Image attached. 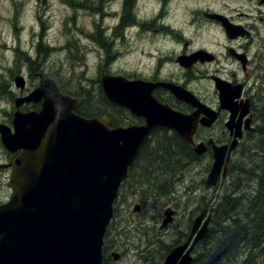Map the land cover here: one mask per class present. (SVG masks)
Wrapping results in <instances>:
<instances>
[{"label": "water", "instance_id": "water-1", "mask_svg": "<svg viewBox=\"0 0 264 264\" xmlns=\"http://www.w3.org/2000/svg\"><path fill=\"white\" fill-rule=\"evenodd\" d=\"M207 53L199 51L197 56ZM196 57L183 56L182 61ZM15 81L24 88L22 75ZM101 84L110 103L145 116L146 124L111 128L105 115L81 116L74 111L81 100L63 93L51 77L42 78L27 96L16 98L14 132L0 124L3 147L20 151L10 176L11 197L0 204V264H103L104 236L114 216V202L150 134L157 128L173 129L193 144L197 155L207 152L208 145L194 143L193 136L200 113L206 115L200 122L207 126L216 115L192 92L174 83L128 80L122 75H104ZM157 85L170 88L197 110L185 115L162 105L151 95ZM217 88L222 107L229 108V87L218 84ZM40 100L39 111L19 112L24 102ZM247 125L250 128V121ZM228 126L236 128V137L241 135L240 121L236 123L233 116ZM210 143L213 162L206 185L212 187L226 180L238 140L231 145ZM134 209L140 210V205ZM213 211L203 209L193 219L188 240L173 247L162 264L192 262L191 251L208 233ZM164 214L160 229L173 221L174 210L167 208Z\"/></svg>", "mask_w": 264, "mask_h": 264}, {"label": "flooded vegetation", "instance_id": "flooded-vegetation-1", "mask_svg": "<svg viewBox=\"0 0 264 264\" xmlns=\"http://www.w3.org/2000/svg\"><path fill=\"white\" fill-rule=\"evenodd\" d=\"M140 1L121 0V11L113 31L120 35L123 43L139 47V54L144 58V62L143 64H136L133 70L124 67L118 74L103 70L100 79H95L94 83L91 80L93 89L99 93L106 107L110 106L90 115V117L107 116L109 127L146 124L145 116L134 115L128 108L113 105L107 100L101 84V78L104 75H122L128 80H143L151 83H174L196 95L216 115L215 120L209 126L200 122L202 118L206 117L204 113H200L198 116L199 122L193 141L194 143L204 142L208 145V150L203 155L197 156H204L205 154L212 156L211 140L217 145H231L234 139H237V147L231 154L233 161L237 149L241 146L240 144L247 137L253 136L256 128L260 126L258 114L264 111V0H247L250 5L246 11L231 7L230 3L227 4L226 10L217 9L215 5L219 4V0H208V4L202 3L201 0H195L192 4L186 5L185 8L182 1L178 2L177 0H143L142 7L151 6V10L146 14L138 10ZM235 1L240 3V0ZM135 7L138 8L136 10L138 14L134 17ZM231 8H236V11L230 10ZM214 14H219L221 17ZM112 44L113 40L108 37L105 44L102 45L105 47V45ZM199 51L208 53L197 56ZM47 53L48 48L41 43L37 44L35 56L29 58L28 61L31 73L33 71L35 73L37 67L45 64V62H40V59L45 58ZM183 56H197V60L183 62ZM47 77L53 78L60 90L64 92L60 78L39 74L40 81ZM24 79V88L19 87L21 90L16 93L13 90L14 105L11 110L6 112V120H0V124L7 125L12 132L15 131L16 98L27 96L32 91L30 90L28 93L25 91L27 88L26 77ZM202 81L210 82L215 99L214 96L212 97L213 100L206 97L205 88L200 84ZM218 84H226L230 89L232 100L229 108L222 107ZM10 92L12 93L11 90ZM151 95L162 105L185 115H191L197 110V106L178 97L165 85L153 87ZM42 102L43 100L24 102L20 105L19 112L39 111ZM113 107L120 111L118 117L110 112V108ZM79 108L77 109L78 112H80ZM232 116L236 123L240 121L241 124V135L237 137L235 136L236 128L231 129L228 126ZM248 121H250L251 129L247 125ZM173 139L184 141L193 150L192 143L183 139L173 129L166 128L155 129L150 134L145 146L156 144L162 140L173 143ZM142 153L130 167L129 175L122 183V190L126 186L134 188L137 185L135 177L139 172L143 173V168L146 171L145 159H149L151 155L145 153L142 158ZM19 154V150L7 151L0 138V204L7 202L11 197L10 176L13 171L14 159ZM138 205L141 206L139 203ZM210 208L215 209V207L206 206L205 202H201L195 216L188 217V225L184 229L175 225L178 231L177 236L173 239V243L164 246L161 260L156 264H162L173 247L184 244L188 240L193 219L203 209L210 210ZM174 214V222L172 221L166 228L160 229L164 217L162 215L161 220L158 221V223L161 222L159 225L160 233H164L174 226L177 210L174 211ZM205 236L195 244L191 251L193 260L190 264L195 261L197 248L205 246ZM107 243L106 237L103 244V264H110V260L115 259V252L112 251L111 253L113 245L109 246ZM147 260L149 261V259Z\"/></svg>", "mask_w": 264, "mask_h": 264}, {"label": "rangeland", "instance_id": "rangeland-1", "mask_svg": "<svg viewBox=\"0 0 264 264\" xmlns=\"http://www.w3.org/2000/svg\"><path fill=\"white\" fill-rule=\"evenodd\" d=\"M177 1H182L185 8L195 0ZM201 1L208 4V0ZM229 3L231 7H237L243 11H246L250 5L247 0H240L242 5L235 0H219L220 5L217 4L215 7L226 10ZM142 4L143 0L139 2V9L134 8V17L138 14L137 9L143 14L151 10V6L142 7ZM230 10L236 11V8ZM120 11L121 0H0V120H6V112L14 105L13 90L15 93L21 90L15 84V78L19 75L26 77L25 91L27 93L39 85L40 73L60 78L64 92L71 91L85 98L86 102L80 106L79 110L86 112L87 116L110 106L106 107L99 93L93 89L91 80L94 83L95 79H100L103 70L118 74L124 67L133 70L136 64L144 62V58L139 54V47L123 43L120 35L113 31ZM108 37L113 40V44L104 47L102 44H105ZM39 43L48 48V53L45 58L40 59V62L45 64L37 67L35 73L34 71L31 73L28 61L35 56ZM200 84L205 88L206 97L213 100L214 96L215 99L210 82L202 81ZM110 112L117 117L120 113L114 107L110 108ZM256 134L257 131L241 143L240 147L244 149L239 148L238 154L235 153L236 159H233L231 163L229 178L227 177L226 182H220L213 187L207 186L204 182L213 162L210 154L198 156L194 161L186 163L183 171L179 169L175 175L172 171L174 165L168 166L161 177L163 180L154 183L153 186L148 180L146 171L148 166L151 169L157 164L153 162L156 155L152 154L149 159H145L146 171L143 168V173L139 172L135 177L137 185L134 188L126 186L118 198L115 217L113 216L112 219L114 235L107 238V244L109 246L112 244L111 253L112 251L119 253L120 257L118 260L111 259L110 264L160 262L164 246L173 243V239L177 236L178 231L175 225L184 229L188 223V217H194L201 202H205L206 206L215 207L220 194L231 192L233 195H239L242 192L239 188L242 187L245 178L242 177L237 191H234L232 187L234 173L231 168L232 165H235L236 169L245 162V164L250 163L245 153ZM154 145L152 144L151 148H155ZM161 183H166L168 187L159 189ZM196 184L198 188L194 187ZM173 188H177L176 191H178L175 195H173L175 192ZM247 188L254 190L255 183L252 181ZM138 203L141 204L140 210H135L134 207ZM166 207L174 211L176 209L177 218L173 227L160 233L161 222L158 223V221L164 215ZM202 248L199 246L196 252Z\"/></svg>", "mask_w": 264, "mask_h": 264}, {"label": "trees", "instance_id": "trees-1", "mask_svg": "<svg viewBox=\"0 0 264 264\" xmlns=\"http://www.w3.org/2000/svg\"><path fill=\"white\" fill-rule=\"evenodd\" d=\"M67 93L80 97L82 104L86 102L81 95L71 91ZM78 113L87 116L86 112ZM258 117L260 126L256 128L257 134L245 153L250 163L245 162L236 169L232 165L231 168L234 173V191H237L242 177L245 178L239 188L242 192L239 195L231 192L220 194L212 226L205 236V246L198 250L192 264H264V111ZM154 146L151 148V145H147L142 151V158L145 153L156 155L153 162L157 164L151 169L148 166L146 171L151 186L161 181V175L165 174L168 166L174 165L172 171L175 173L178 169L182 170L186 163L198 158L182 140L175 139L173 143L158 141ZM252 181L255 189L248 190ZM165 187H168L166 183L159 185V189ZM116 209L117 203L114 212ZM112 222L107 229V238L114 235Z\"/></svg>", "mask_w": 264, "mask_h": 264}, {"label": "bare ground", "instance_id": "bare-ground-1", "mask_svg": "<svg viewBox=\"0 0 264 264\" xmlns=\"http://www.w3.org/2000/svg\"><path fill=\"white\" fill-rule=\"evenodd\" d=\"M261 106H262V105H261ZM263 106H264V105H263ZM261 109H262V108H261ZM260 111H262V110H260ZM256 119H258V118H256ZM256 122H257V121H256ZM258 122H259V121H258ZM258 122H257V124H258ZM257 126H258V125H257ZM245 136H247V135H245ZM171 138H172V137H171ZM248 138H249V137H248ZM173 140H174V139H173ZM169 142H170V141H169ZM247 142H248V141H247ZM243 143H244V142H243ZM240 145H241V144H240ZM250 145H251V144H250ZM242 147H243V146H242ZM244 147H245V146H244ZM240 148H241V147H240ZM241 149H244V148H241ZM247 149H248V147H247ZM237 150H239V149H237ZM245 150H246V149H245ZM254 151H255V150H254ZM244 152H245V151H244ZM249 152H251V151H249ZM249 152H248V153H249ZM236 153L238 154V152H236ZM246 154H247V153H246ZM250 154H252V153H250ZM257 155H258V154H257ZM239 158H240V157H239ZM234 159H236V158H234ZM248 160H249V159H248ZM196 161H197V160H196ZM249 161H250V160H249ZM188 163H189V162H188ZM192 164H193V163H192ZM185 166H186V165H185ZM190 166H191V165H190ZM205 168H206V167H205ZM178 170H179V169H178ZM182 171H183V170H182ZM185 171H186V170H185ZM168 172H169V171H167V173H168ZM160 173H161V172H160ZM179 173H180V172H179ZM169 174H170V172H169ZM174 175H175V173H174ZM177 175H178V174H177ZM180 175H181V174H180ZM161 176H162V175H161ZM159 177H160V176H159ZM164 177H167V176H164ZM164 177H163V178H164ZM168 178H169V177H168ZM179 178H180V177H179ZM202 178H203V177H202ZM228 178H229V177H228ZM228 178H227V179H228ZM161 179H162V178H161ZM203 179H204V178H203ZM162 180H163V179H162ZM164 180H165V179H164ZM232 180H233V179H232ZM155 181H156V180H155ZM176 181H177V180H176ZM200 181H201V180H200ZM228 181H229V180H228ZM228 181H227V182H228ZM156 182H157V181H156ZM204 182H205V181H204ZM225 182H226V181H225ZM225 182H224V183H225ZM159 183H160V182H159ZM168 183H169V182H168ZM222 183H223V182H222ZM173 184L176 186V183L173 182ZM191 184H192V183H191ZM218 184H219V183H218ZM193 185H194V184H193ZM147 186H148V185H147ZM175 186H174V187H175ZM187 186H188V184H187ZM189 186H190V185H189ZM203 186H204V185H203ZM185 187H186V186H185ZM194 187H197V184H196V186H194ZM194 187H193V188H194ZM198 187H199V186H198ZM198 187H197V188H198ZM210 187H211V186H210ZM212 187H213V186H212ZM206 188H207V187H206ZM144 189H145V188H144ZM149 189H150V188H149ZM174 189H175V188H173V190H174ZM176 189H177V188H176ZM176 189H175V192H174L173 195H175V194L178 192V191H176ZM212 189H213V188H212ZM189 190H190V189H188V191H189ZM194 190H195V189H194ZM208 190H209V189H208ZM150 191H151V190H150ZM192 191H193V190H191V192H192ZM197 191H198V190H197ZM197 191H196V192H197ZM201 191H202V190H201ZM186 192H187V191H186ZM191 192H190V193H191ZM148 193H149V192H148ZM158 193H159V192H158ZM190 193H189V194H190ZM194 193H195V192H194ZM159 194H160V193H159ZM169 194H170V193H169ZM195 194H196V193H195ZM197 194H198V193H197ZM200 194H201V193H200ZM200 194H199V195H200ZM148 195H149V194H148ZM155 195H156V193H155ZM162 195H163V194H162ZM166 195H167V194H166ZM218 195H219V194H218ZM164 196H165V195H164ZM186 196H187V195H186ZM194 196H195V195H194ZM187 197H189V196H187ZM192 197H193V195H192ZM195 197H196V196H195ZM154 198H155V197H154ZM157 198H158V197H157ZM159 198H160V197H159ZM162 198H163V197H162ZM165 198H166V197H165ZM151 199H152V198H151ZM151 199H150V200H151ZM155 199H156V198H155ZM171 199H172V198H171ZM143 200H144V198H143ZM146 200H147V199H146ZM163 200H164V199H163ZM203 200H204V199H203ZM214 200H215V199H214ZM155 201H156V200H155ZM161 201H162V200H161ZM161 201H160V202H161ZM164 201H165V200H164ZM173 201H174V200H173ZM207 201H208V200H207ZM168 202H169V201H168ZM210 202H211V201H210ZM154 203H155V202H154ZM162 203H163V201H162ZM162 203H161V204H162ZM198 203H199V202H198ZM186 204H187V203H186ZM208 205H209V204H208ZM211 205H212V203H211ZM155 206H156V205H155ZM188 206H189V205H188ZM188 206H187V207H188ZM209 206H210V205H209ZM195 207H196V206H195ZM199 207H200V206H199ZM166 208H167V207H166ZM188 209H189V208H188ZM210 209H211V208H210ZM194 210H195V209H194ZM175 211H176V209H175ZM197 211H198V210H197ZM208 211H209V210H208ZM192 214H193V213H192ZM194 214H195V213H194ZM198 214H199V213H198ZM194 216H195V215H194ZM173 222H174V221H173ZM211 224H212V223H211ZM187 225H188V224H187ZM182 236H184V235H182ZM185 237H186V236H185ZM195 249H196V248H195Z\"/></svg>", "mask_w": 264, "mask_h": 264}]
</instances>
